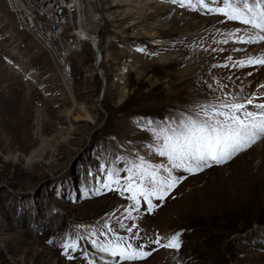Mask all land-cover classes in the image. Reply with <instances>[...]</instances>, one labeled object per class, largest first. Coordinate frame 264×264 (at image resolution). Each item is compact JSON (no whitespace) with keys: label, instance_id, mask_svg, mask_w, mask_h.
Masks as SVG:
<instances>
[{"label":"rangeland","instance_id":"obj_1","mask_svg":"<svg viewBox=\"0 0 264 264\" xmlns=\"http://www.w3.org/2000/svg\"><path fill=\"white\" fill-rule=\"evenodd\" d=\"M96 12L103 79L85 35ZM83 13L81 32L75 20L64 28L79 48L64 81L0 0V264H11L6 254L17 264H264V139L202 172L174 169L182 179L151 204L122 190L142 160L170 167L148 121L221 103L259 111L264 65L239 62L264 56V41L245 43L239 21L171 0H86ZM110 169L120 178L111 190ZM175 233L178 250L152 243ZM121 237L151 254L120 261L100 250Z\"/></svg>","mask_w":264,"mask_h":264},{"label":"snow or ice","instance_id":"obj_2","mask_svg":"<svg viewBox=\"0 0 264 264\" xmlns=\"http://www.w3.org/2000/svg\"><path fill=\"white\" fill-rule=\"evenodd\" d=\"M171 3L194 10L199 7L209 14H220L229 21H239L250 34L247 39L244 36L238 39L248 44L264 41V0H220L222 6H218V0H171ZM236 32H240V29L237 28ZM239 63L241 66L245 63L264 65V56L248 57ZM261 88L264 89V85ZM247 104L252 105L253 100L249 99ZM254 107L259 111H249L241 103L202 105L194 116H181L155 126L153 121H148L146 127L154 134L156 141L154 150L159 156L167 157L170 167L158 165L153 169L142 160L127 169L130 175L125 178L126 186L122 190L132 192L133 201L141 196L151 204L150 197L159 195L163 199L182 179L172 175L174 169L194 174L214 164L222 165L232 160L258 140L264 139V103L255 104ZM159 170L167 175L161 176ZM108 181L104 186L110 190L113 184H120L116 170H108ZM149 211H152L151 207ZM127 230L131 232L132 228ZM179 236L180 233H175L165 238V244H160L161 238L157 237L152 243L178 250L181 247ZM63 247L67 252L70 246L66 243ZM71 248L76 250L74 243ZM100 250L109 252L113 257L118 256L120 261L143 260L151 254L144 251L143 245L133 246L122 237L107 246L102 245ZM69 259L72 257L69 256Z\"/></svg>","mask_w":264,"mask_h":264},{"label":"bare ground","instance_id":"obj_3","mask_svg":"<svg viewBox=\"0 0 264 264\" xmlns=\"http://www.w3.org/2000/svg\"><path fill=\"white\" fill-rule=\"evenodd\" d=\"M7 3V7L9 9L10 14L13 17V22L14 26L18 29V24H17V13L12 9L15 7V1L17 2V5H23L20 7V15L21 16H26L29 17L31 20H39V22L44 25L43 27V34H36V42L40 44V46L43 48L45 52L51 57L54 65V56L51 55V50H52V40H46V36H50L52 33L53 29V21H49V15L46 14L45 11H39L38 8L34 7V4L31 0H5ZM85 6H81V9L79 10V18L81 17L83 20H85V15L84 13L82 14V11H84ZM55 9L59 12V20L63 26V29L72 21L74 20V13L70 11V5L66 0H56L55 1ZM80 18V19H81ZM93 20H96L98 22V25H102V17L96 12L94 13ZM81 21V20H80ZM86 21V20H85ZM82 24V23H81ZM85 30V27H83ZM98 27L96 29L97 32ZM21 31H24L26 34L30 36V29H21ZM86 38L87 40L90 41L91 45L95 44V51L97 52L98 58V63L100 62L99 59L102 60L103 55L100 52L98 48V43L101 39L96 36L95 41L94 38L87 36V35H93V33H86ZM63 36V31L61 29H54V40L56 44H64L62 40ZM44 44V46H43ZM69 48L72 49H77V47H73L72 42L69 43ZM70 50L67 49L66 45H59L57 48V55L58 58H61V61L63 64H69L71 65L70 62ZM101 54V55H100ZM99 67V65H98ZM56 71L59 74V76L65 81L68 80L67 76H63L60 74L59 67L55 65ZM72 68V65H71ZM98 72V71H97ZM99 74V73H98Z\"/></svg>","mask_w":264,"mask_h":264},{"label":"built area","instance_id":"obj_4","mask_svg":"<svg viewBox=\"0 0 264 264\" xmlns=\"http://www.w3.org/2000/svg\"><path fill=\"white\" fill-rule=\"evenodd\" d=\"M31 1L33 2L35 8H38L39 11H45L46 14L49 15V21H53L52 33L50 36H46V40H52L51 55L54 56L55 65L59 67L60 74L63 76H67L69 80L71 79V75H72L71 65L62 63L61 58H58L57 48L59 45H66L67 49L71 51V54L72 52L79 51V48L77 47V49L71 50L69 48V43L71 42L69 41V38L66 35H65L64 44H56L54 40V29H61L65 33L63 26L59 20V12L55 9L56 0H31ZM66 1L70 5V11L74 13V20L76 21V24L81 32V24L79 23V10L81 9V6H86V0H66ZM21 6L23 5H17V2L15 1V7L12 8L17 13L18 31H21V29H30V38L34 42H36V34H43L44 25H42L39 22V20H31L29 17L21 16L20 15ZM87 36L94 38L95 41L97 32H93V35H87ZM91 48L94 52V56L96 57V60H98V56L96 55V51H95V44H92Z\"/></svg>","mask_w":264,"mask_h":264},{"label":"water","instance_id":"obj_5","mask_svg":"<svg viewBox=\"0 0 264 264\" xmlns=\"http://www.w3.org/2000/svg\"><path fill=\"white\" fill-rule=\"evenodd\" d=\"M97 36H98V38H100L102 36V25H98ZM94 66H95L96 70L98 71L100 77L103 79V71H102V69H100L98 67V60L94 61ZM103 95H104V84H103V88H102V91H101V94H100V97L98 100V107L100 110H102L101 102H102ZM6 256H7L9 263L17 264L10 255L6 254Z\"/></svg>","mask_w":264,"mask_h":264},{"label":"trees","instance_id":"obj_6","mask_svg":"<svg viewBox=\"0 0 264 264\" xmlns=\"http://www.w3.org/2000/svg\"><path fill=\"white\" fill-rule=\"evenodd\" d=\"M237 228H238V226H237ZM237 228H236V229H237ZM225 229H226L228 232H230V233L233 232V230H230V229L227 228V227H226ZM260 247H261L262 249H264V244L261 243V244H260Z\"/></svg>","mask_w":264,"mask_h":264}]
</instances>
